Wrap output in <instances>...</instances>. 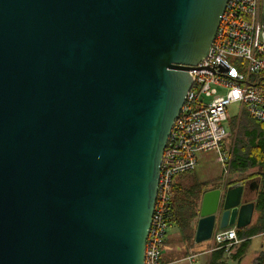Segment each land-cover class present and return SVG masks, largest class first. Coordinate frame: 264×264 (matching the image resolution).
Wrapping results in <instances>:
<instances>
[{
    "label": "water",
    "instance_id": "obj_1",
    "mask_svg": "<svg viewBox=\"0 0 264 264\" xmlns=\"http://www.w3.org/2000/svg\"><path fill=\"white\" fill-rule=\"evenodd\" d=\"M226 2L0 0V264H144L163 150ZM257 194L206 191L194 242L250 226Z\"/></svg>",
    "mask_w": 264,
    "mask_h": 264
},
{
    "label": "built area",
    "instance_id": "obj_2",
    "mask_svg": "<svg viewBox=\"0 0 264 264\" xmlns=\"http://www.w3.org/2000/svg\"><path fill=\"white\" fill-rule=\"evenodd\" d=\"M189 73L192 84L161 158L144 264H160L174 178L195 170L199 155L210 151L216 152L217 163L228 174V155L221 149L228 138L223 126L227 108L239 104L264 127V0H227L207 55ZM211 240V251L227 256L239 242L233 227L215 229ZM195 256L187 257L190 264H195Z\"/></svg>",
    "mask_w": 264,
    "mask_h": 264
},
{
    "label": "trees",
    "instance_id": "obj_3",
    "mask_svg": "<svg viewBox=\"0 0 264 264\" xmlns=\"http://www.w3.org/2000/svg\"><path fill=\"white\" fill-rule=\"evenodd\" d=\"M259 126L260 128L254 132L253 130L249 131V127H246L239 139L235 134H232L221 144L222 151L228 155L229 172L237 173L239 176L248 170L256 169L255 173L237 178L232 183L252 177L262 183L255 199V224L251 225L247 232L237 230L239 238H248L264 233V127L260 123ZM193 172L194 170L182 173L174 178L170 211L167 215L169 227H175L178 230L176 242L173 244L183 245L187 250L194 245L195 223L198 218L201 197L206 191L213 188L212 186L208 188V182L201 181L196 176L192 179L189 178ZM258 264H264V256L259 259Z\"/></svg>",
    "mask_w": 264,
    "mask_h": 264
},
{
    "label": "crops",
    "instance_id": "obj_4",
    "mask_svg": "<svg viewBox=\"0 0 264 264\" xmlns=\"http://www.w3.org/2000/svg\"><path fill=\"white\" fill-rule=\"evenodd\" d=\"M198 165V161H197ZM229 166V165H228ZM197 167V166H196ZM196 169V168H195ZM222 170V169H221ZM222 176H224V179L222 181L217 182L212 189L220 187L224 181L233 180L235 176H238L237 173L233 174L232 176L228 174H224L222 172ZM202 181V180H201ZM261 183L258 181V190L261 189ZM211 190V189H209ZM255 212V211H254ZM198 219V218H197ZM254 221V220H253ZM197 222V220H196ZM255 224V221L251 224L253 226ZM250 225V226H251ZM247 226L245 228L239 229L240 231L247 232L249 230V227ZM196 228V223H195ZM236 233H237V229ZM195 234V231H194ZM239 242L233 246L231 249V254L229 256L225 255L223 251L221 250H212V240H208L201 243H195L192 248L186 249L185 246L179 245V244H173L175 243V239H169L172 240L169 244H167L163 251V245L165 243V240L162 245L161 249V256H160V264H179L183 260H187V257L194 254L195 256V264H198L199 259H201V262L203 264H249V260H247V256L249 254V249L253 245V242L255 239H261L260 241V247L255 250L254 260L251 264H258V261L261 257L264 256V233L263 234H257L252 237L248 238H239L237 235ZM188 261V260H187ZM189 262V261H188ZM190 263V262H189Z\"/></svg>",
    "mask_w": 264,
    "mask_h": 264
},
{
    "label": "rangeland",
    "instance_id": "obj_5",
    "mask_svg": "<svg viewBox=\"0 0 264 264\" xmlns=\"http://www.w3.org/2000/svg\"><path fill=\"white\" fill-rule=\"evenodd\" d=\"M220 92H223V90H220ZM226 113H227V119L224 122L223 126L229 137L232 134H235L236 138L239 139L246 127H249V131L253 130V132L254 130L260 128L259 123L257 121L250 118L244 111L240 109L239 104L230 105L227 108ZM227 146L229 145L227 144ZM216 158H217V154L214 151L200 154L198 157V165L189 178L192 179L195 178L196 176L198 179L202 181H207L208 188L210 186L213 187L217 182L222 181L224 179V176H222L223 175L222 170L220 164L217 163ZM255 171L256 169L248 170L247 172L239 176H235V178L232 181H234L237 178L245 177L252 173H255ZM229 175L232 176L233 174L229 172ZM253 182L256 183V185L258 186L257 184L258 182L256 180L255 181L253 180ZM199 206H200V202H199ZM177 234H178V230L175 227L168 226L165 235V243L163 245V251L167 244H169L172 240L176 239ZM260 241L261 239H255L253 245L249 249V254L247 256V260H249V264H251L254 260L255 250H257L260 247ZM199 261L200 262H198V264H203L201 262V259H199ZM179 264H190V263L187 260H183Z\"/></svg>",
    "mask_w": 264,
    "mask_h": 264
},
{
    "label": "flooded vegetation",
    "instance_id": "obj_6",
    "mask_svg": "<svg viewBox=\"0 0 264 264\" xmlns=\"http://www.w3.org/2000/svg\"><path fill=\"white\" fill-rule=\"evenodd\" d=\"M255 181L256 179H254L253 177L252 178H249V179H245V180H243V181H248V182H252V181ZM249 187V186H248ZM249 195H253V192H250L249 191Z\"/></svg>",
    "mask_w": 264,
    "mask_h": 264
}]
</instances>
